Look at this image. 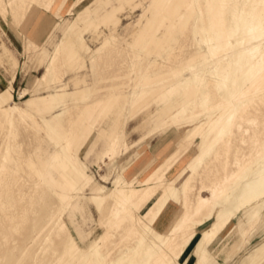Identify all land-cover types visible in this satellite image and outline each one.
<instances>
[{
	"label": "rangeland",
	"instance_id": "374dc122",
	"mask_svg": "<svg viewBox=\"0 0 264 264\" xmlns=\"http://www.w3.org/2000/svg\"><path fill=\"white\" fill-rule=\"evenodd\" d=\"M0 45V264H264V0H0Z\"/></svg>",
	"mask_w": 264,
	"mask_h": 264
},
{
	"label": "bare ground",
	"instance_id": "6f19581e",
	"mask_svg": "<svg viewBox=\"0 0 264 264\" xmlns=\"http://www.w3.org/2000/svg\"><path fill=\"white\" fill-rule=\"evenodd\" d=\"M262 4H263V2H262ZM258 8V7H257ZM260 14V13H259ZM261 17V16H260ZM239 21V20H238ZM243 27H244V29H245V32L248 34V35H253V33L254 32H257V31H259L260 30V28H261V24H260V21H258V20H255L254 19V17H252V19H251V21H249V22H243ZM256 38H258V36L257 37H255V38H253L252 37V39H256ZM229 44V43H228ZM30 46H35L34 44H30ZM46 71V70H45ZM263 72H262V74H261V76L263 77L264 76V67H263V70H262ZM45 77L46 76H43V78L45 79ZM261 80V79H260ZM256 82V81H255ZM254 86V85H253ZM258 89V88H257ZM10 90H9V88H7L6 89V96H7V99H10V97H11V94H10ZM111 153V152H110ZM71 171V170H70ZM73 173V172H72ZM82 175V174H81ZM78 177V176H77ZM72 178V177H71ZM80 181V180H79ZM82 183V182H81ZM91 183V182H90ZM120 180H116L115 181V183H114V191H113V193H112V195L114 196V197H119L122 193H123V188L122 187H120ZM77 189V188H76ZM79 192H77L76 194H78ZM127 197V196H126ZM74 198H75V196H73V197H71V198H69L68 200H67V206L69 205V203L72 201V200H74ZM126 201V200H125ZM127 201H128V199H127ZM120 202V201H119ZM165 203H167V202H165ZM119 204V203H118ZM123 204V203H122ZM201 204H203V202H200V205ZM122 208V207H121ZM161 208H162V206H161ZM117 217V216H116ZM119 219V218H118ZM117 221V220H116ZM163 248H164V251H165V255H168L169 254V252H170V248H169V243H168V240H165L164 241V243H163ZM96 253V255H97V257H98V259L100 260L101 259V256H100V254H99V252L98 251H96L95 252ZM164 258H165V256H164ZM120 263V261L117 263V264H119ZM111 264H114V263H111ZM127 264H130L129 262H127Z\"/></svg>",
	"mask_w": 264,
	"mask_h": 264
},
{
	"label": "crops",
	"instance_id": "0c3cea01",
	"mask_svg": "<svg viewBox=\"0 0 264 264\" xmlns=\"http://www.w3.org/2000/svg\"><path fill=\"white\" fill-rule=\"evenodd\" d=\"M0 48H1V45H0ZM0 50H1L0 58H1V57H5V58H7V60H9L13 66H15V65L17 64V61H16L15 57L13 56L12 52H11L9 49H7V48L2 49V48H1ZM11 78H14V80H15V74H14V73H12V75H10V80L8 81V86H9V85L12 86V83L14 82V80H12ZM8 86H7V87H8ZM7 87H6V88H7ZM170 153H171V152H169L164 158H166ZM152 161H153V160L149 161V162L147 163V165H146L144 168H142V169L140 168V170H138L137 174L134 175L133 177H135V176H139L141 173H143V172H144V171L150 166V164H151ZM129 167H130V166H129ZM129 167H128V168H129ZM133 177H132V178H133ZM132 178H130V179H132ZM166 207H167V206H166ZM166 207H165V209H166ZM165 209H164V211H165ZM164 211H163L162 214L159 216V218L157 219V221L155 222V225H154V228H155L157 231H160V232L164 231L165 228H166L167 225H168V221H166V220L164 219Z\"/></svg>",
	"mask_w": 264,
	"mask_h": 264
}]
</instances>
